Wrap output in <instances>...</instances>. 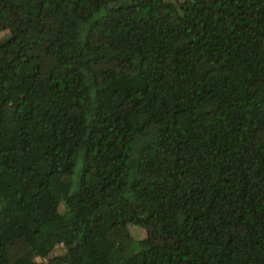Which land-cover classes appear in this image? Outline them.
Segmentation results:
<instances>
[{
    "label": "trees",
    "instance_id": "1",
    "mask_svg": "<svg viewBox=\"0 0 264 264\" xmlns=\"http://www.w3.org/2000/svg\"><path fill=\"white\" fill-rule=\"evenodd\" d=\"M1 21L0 264H264V0Z\"/></svg>",
    "mask_w": 264,
    "mask_h": 264
},
{
    "label": "rangeland",
    "instance_id": "2",
    "mask_svg": "<svg viewBox=\"0 0 264 264\" xmlns=\"http://www.w3.org/2000/svg\"><path fill=\"white\" fill-rule=\"evenodd\" d=\"M20 20H22L21 17H19V19L15 22L16 24H18V26H21V21ZM9 28H8V26L6 25V23L4 21H1V23H0V39H2L3 37L7 36L10 33V29ZM137 229L143 235V233H144L143 229H140V228H137ZM134 232H135V230H134Z\"/></svg>",
    "mask_w": 264,
    "mask_h": 264
}]
</instances>
